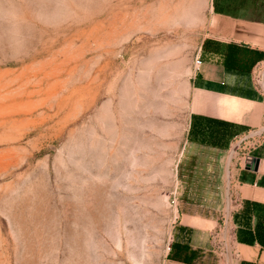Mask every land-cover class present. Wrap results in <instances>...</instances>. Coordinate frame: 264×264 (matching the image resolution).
<instances>
[{
	"label": "rangeland",
	"instance_id": "1",
	"mask_svg": "<svg viewBox=\"0 0 264 264\" xmlns=\"http://www.w3.org/2000/svg\"><path fill=\"white\" fill-rule=\"evenodd\" d=\"M212 7L0 0V264H194L198 215L204 247L230 241L217 158L190 143ZM239 141L227 157L246 159Z\"/></svg>",
	"mask_w": 264,
	"mask_h": 264
},
{
	"label": "crops",
	"instance_id": "2",
	"mask_svg": "<svg viewBox=\"0 0 264 264\" xmlns=\"http://www.w3.org/2000/svg\"><path fill=\"white\" fill-rule=\"evenodd\" d=\"M198 57L203 64L193 74L189 101L192 133L198 134L191 136L190 143L216 156L218 167L204 174L218 177L219 208L228 190L233 212L227 220L230 241L225 240L213 251L204 247L209 240H204L203 235L208 231L198 226L202 224L198 215L193 223L196 227L188 224L193 228L188 248L195 255L193 261L199 264L202 260L214 264H264V243H259L245 226L264 223V0H213ZM205 127H214L215 134L202 135ZM238 139L251 142L249 148H243H248L245 160L241 153L226 155ZM248 157L258 161L256 171L248 168L252 163ZM227 162L232 164L228 183ZM245 211L246 215H241ZM225 229L221 230L222 238Z\"/></svg>",
	"mask_w": 264,
	"mask_h": 264
},
{
	"label": "water",
	"instance_id": "3",
	"mask_svg": "<svg viewBox=\"0 0 264 264\" xmlns=\"http://www.w3.org/2000/svg\"><path fill=\"white\" fill-rule=\"evenodd\" d=\"M247 160L251 161L252 163H250L248 165V168L253 170V171H256L257 170V166H258V161H253V158L252 157H248Z\"/></svg>",
	"mask_w": 264,
	"mask_h": 264
},
{
	"label": "trees",
	"instance_id": "4",
	"mask_svg": "<svg viewBox=\"0 0 264 264\" xmlns=\"http://www.w3.org/2000/svg\"><path fill=\"white\" fill-rule=\"evenodd\" d=\"M211 128H213V130H214V127H210L209 129H211ZM245 212H246V211H245ZM258 224L264 226V223H260V222H259ZM255 237H256V239L258 240L259 243H264L263 241L259 240V239H262V237L260 236V232L255 233ZM252 242H253V241H252Z\"/></svg>",
	"mask_w": 264,
	"mask_h": 264
},
{
	"label": "built area",
	"instance_id": "5",
	"mask_svg": "<svg viewBox=\"0 0 264 264\" xmlns=\"http://www.w3.org/2000/svg\"><path fill=\"white\" fill-rule=\"evenodd\" d=\"M202 64H203L202 60L199 57H197V59L195 61V67H196V69H198L199 67H201Z\"/></svg>",
	"mask_w": 264,
	"mask_h": 264
}]
</instances>
